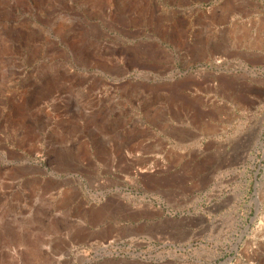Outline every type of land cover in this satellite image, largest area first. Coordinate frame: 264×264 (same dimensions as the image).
I'll list each match as a JSON object with an SVG mask.
<instances>
[{
	"label": "rangeland",
	"instance_id": "obj_1",
	"mask_svg": "<svg viewBox=\"0 0 264 264\" xmlns=\"http://www.w3.org/2000/svg\"><path fill=\"white\" fill-rule=\"evenodd\" d=\"M0 264H264V0H0Z\"/></svg>",
	"mask_w": 264,
	"mask_h": 264
},
{
	"label": "crops",
	"instance_id": "obj_2",
	"mask_svg": "<svg viewBox=\"0 0 264 264\" xmlns=\"http://www.w3.org/2000/svg\"><path fill=\"white\" fill-rule=\"evenodd\" d=\"M214 1H217V0H214ZM218 1H220V0H218ZM205 41H206V45L208 46L207 48H208L209 56H211V57L214 55L215 51L220 50V47H222L224 51L230 50V48L228 47L229 45H228L227 41L224 39V36H222L221 34H218L216 32H214V33L210 32L209 34H207ZM204 43H205L204 40H201V42H199L200 45H202ZM154 62H161V61L155 60ZM170 62H172V61H170Z\"/></svg>",
	"mask_w": 264,
	"mask_h": 264
},
{
	"label": "bare ground",
	"instance_id": "obj_3",
	"mask_svg": "<svg viewBox=\"0 0 264 264\" xmlns=\"http://www.w3.org/2000/svg\"><path fill=\"white\" fill-rule=\"evenodd\" d=\"M119 197H120V196H119ZM126 199H128V197H127ZM126 199H125V200H126Z\"/></svg>",
	"mask_w": 264,
	"mask_h": 264
}]
</instances>
